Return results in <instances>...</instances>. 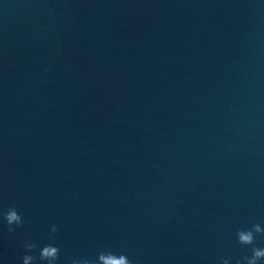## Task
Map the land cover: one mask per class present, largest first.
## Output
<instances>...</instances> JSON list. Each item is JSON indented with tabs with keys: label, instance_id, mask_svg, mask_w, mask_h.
Wrapping results in <instances>:
<instances>
[{
	"label": "water",
	"instance_id": "95a60500",
	"mask_svg": "<svg viewBox=\"0 0 264 264\" xmlns=\"http://www.w3.org/2000/svg\"><path fill=\"white\" fill-rule=\"evenodd\" d=\"M9 207L24 224H0L3 264L26 240L60 264L250 255L235 231L264 227V2L0 0Z\"/></svg>",
	"mask_w": 264,
	"mask_h": 264
},
{
	"label": "clouds",
	"instance_id": "9594fccd",
	"mask_svg": "<svg viewBox=\"0 0 264 264\" xmlns=\"http://www.w3.org/2000/svg\"><path fill=\"white\" fill-rule=\"evenodd\" d=\"M0 224L6 225L8 232H13L24 224V219L15 207H9L6 211L0 210ZM57 231L56 224L49 226L50 236L54 237ZM259 235H264V227H261L259 223L237 228L235 231L236 242L241 246H249L250 255L235 260L231 256H224L220 258L219 264H264V246L258 247L255 243L256 237ZM0 264H3L2 260H0ZM20 264H60V249L54 242L38 246L37 243L26 240ZM70 264H132V261L123 252L103 249L96 253L93 260L83 257L74 258Z\"/></svg>",
	"mask_w": 264,
	"mask_h": 264
}]
</instances>
